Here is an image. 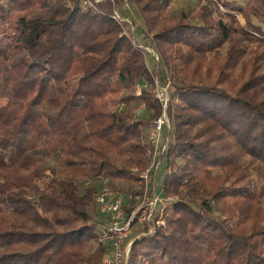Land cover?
<instances>
[{
    "label": "trees",
    "instance_id": "16d2710c",
    "mask_svg": "<svg viewBox=\"0 0 264 264\" xmlns=\"http://www.w3.org/2000/svg\"><path fill=\"white\" fill-rule=\"evenodd\" d=\"M128 1L171 80L160 189L175 199L123 264H264V0H217L224 15L211 0L171 14L170 0ZM114 11L0 0V264H99L96 181L149 165L158 66ZM139 104L147 119L134 118Z\"/></svg>",
    "mask_w": 264,
    "mask_h": 264
},
{
    "label": "rangeland",
    "instance_id": "374dc122",
    "mask_svg": "<svg viewBox=\"0 0 264 264\" xmlns=\"http://www.w3.org/2000/svg\"><path fill=\"white\" fill-rule=\"evenodd\" d=\"M80 4L83 5L82 0H79ZM94 7L97 6V4L101 1H109L112 4L115 5V9L119 15H124L123 17H126L128 19L127 21H124L122 23V33L121 35H126L127 37H131L133 45L142 47L144 51V56L147 61V64L149 67L152 68L154 65V62L157 64L156 71L153 72L152 82L149 84V87L153 89L154 92L157 91V89L163 87V84L168 81L170 84V78L166 80H161V75H165V70L163 67H160L159 65V54L157 50L154 48V46L151 43L150 37L145 39V37L142 35V21L140 19V13L136 9L134 5H132L128 0L129 9H123L120 5V0H91ZM217 7L218 11L222 13V15L226 14L228 12V9L225 8L223 3L217 2V0H211ZM208 2L207 0H170L169 5L166 8L165 13L171 14V13H177L181 9H187L188 7H195L198 5H201L202 3ZM237 18L240 22H243V19L240 15H237ZM147 47L149 50L147 51L145 49ZM226 46H223L221 49H219L216 53H211L210 55V62L211 65V74L212 77L216 75V66L218 64H221L224 56H225ZM160 72V73H159ZM234 75H236L239 72V68H236L234 71ZM167 74V73H166ZM168 75V74H167ZM240 84V81L237 80V84L234 86L235 89ZM145 83L140 82L139 84H136L135 87L130 91H123L121 94H118L116 97H119L121 95H125L128 93H132L134 95H138L141 93V89L144 87ZM4 104L5 102H1ZM116 106H112L111 108H115ZM148 114L146 109L144 108L143 104H139L137 108L134 110V118H148ZM165 114L167 116V110L165 111ZM168 117V116H167ZM155 117L148 118L147 121V128H146V139L149 135V124L153 121ZM169 120V119H168ZM170 129V121L169 125H165L159 135V138L157 140L156 145L150 141V144L153 146V149L151 151V159L149 162V165L143 170L138 171L136 168H132V172L135 173V180L131 181H125V180H119L115 179L112 182V185H108L110 189L113 191V193L117 196H120L123 202V209L125 210V216L127 218L131 217V228L128 232L127 236L123 240L122 244L123 247H128L130 250V246L135 238L140 237L143 233H147L149 231H152L157 227L158 225H165L164 219L159 220L156 218V216L159 215L163 217L165 214H167V208L169 207L170 202L175 199V196H165L162 194L160 189V184L162 180V176L166 170V163L164 159H159L162 153V150L164 147H166L169 137H168V130ZM167 131V132H166ZM171 136V134H170ZM171 138V137H170ZM179 161V160H178ZM54 160H50V163L52 164ZM108 182L105 179H99L96 181V188L97 191H99L103 185H106ZM153 193L160 194V197L158 199V202L156 204L155 211H153L154 216L151 219H148L147 216L143 218V209L148 202V200L152 197ZM96 197V196H95ZM166 207V208H165ZM93 219L97 221L98 227L100 228L103 224L109 222V216L105 213H101L98 205L96 204V200L94 199V212L92 215ZM141 218V219H140ZM98 243L102 244L104 246V252L100 258L99 264H103L102 260L103 257L107 254L112 253L113 250V244L111 239H107L105 241H100L99 238H97L96 241H93L92 245L93 248L98 245ZM128 258V256H127ZM127 258L122 262V264L127 260Z\"/></svg>",
    "mask_w": 264,
    "mask_h": 264
},
{
    "label": "built area",
    "instance_id": "2783aa9c",
    "mask_svg": "<svg viewBox=\"0 0 264 264\" xmlns=\"http://www.w3.org/2000/svg\"><path fill=\"white\" fill-rule=\"evenodd\" d=\"M97 1V0H95ZM121 7L123 9H129V4L127 0H120ZM83 7L85 8H93L94 5L91 0H82ZM115 9L112 17L117 22L123 23L127 21L124 15H119ZM148 51L149 49L145 47ZM168 84H163V87L157 89L155 92V96L159 100L162 105V113L156 116L153 121L149 124V140L156 145L159 135L165 125H169V120L165 114V107L167 103V93H168ZM160 194L153 193L152 197L146 203L143 209V218L147 216L148 219L153 218L156 208V204ZM96 204L101 213H105L109 216V222L105 225L103 224L99 228V240L105 241L107 239L112 240L113 250L111 255L107 254L103 257L102 263L103 264H122V262L127 258L129 254V248L123 247V240L127 236L128 232L131 228V217L127 218L125 216V210L123 209V202L120 196H117L113 193L110 189L108 184L103 185L102 188L97 192L96 197ZM141 219V218H140Z\"/></svg>",
    "mask_w": 264,
    "mask_h": 264
}]
</instances>
